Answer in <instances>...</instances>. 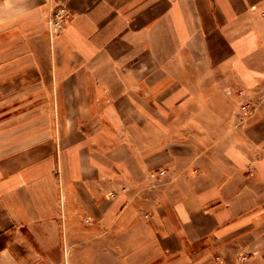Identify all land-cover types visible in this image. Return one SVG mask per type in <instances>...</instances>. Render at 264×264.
Masks as SVG:
<instances>
[{"label":"crops","instance_id":"crops-1","mask_svg":"<svg viewBox=\"0 0 264 264\" xmlns=\"http://www.w3.org/2000/svg\"><path fill=\"white\" fill-rule=\"evenodd\" d=\"M58 3L72 18L56 34ZM18 6L0 27V252L15 264H264V110L242 127L224 92L264 89V0ZM17 77L25 95L54 89L47 107L17 116ZM191 151L197 175L146 193L148 170L182 168L176 154Z\"/></svg>","mask_w":264,"mask_h":264},{"label":"rangeland","instance_id":"rangeland-1","mask_svg":"<svg viewBox=\"0 0 264 264\" xmlns=\"http://www.w3.org/2000/svg\"><path fill=\"white\" fill-rule=\"evenodd\" d=\"M57 6H65L70 13V19L66 22L64 25V28L67 26L69 21L72 18V13L70 9L63 3H58ZM51 22V20H50ZM36 72V76L38 75V70L33 69V71ZM46 79L49 81V75H45ZM22 78L17 77V86L15 89L16 92V98H17V103L16 106L12 109L16 111L17 116L18 115H23L27 114L29 112H34L35 110L39 109L40 107H47L45 103L50 102L52 100V97L54 96V89L48 88H31L27 89L26 93L27 95L24 94L25 90L22 87ZM37 78L33 77V84L37 82ZM47 81V82H48ZM48 84V83H47ZM226 94L229 96H232L233 99L235 100V106L238 109V114L240 116V124L242 127H245L247 124H249L259 112L264 110V89H251L245 85H238L236 88H226L224 91ZM25 100V101H24ZM246 104H252L248 109H244V106ZM7 106H5V112L7 110ZM48 108H55V105H49ZM11 109V108H10ZM1 123V122H0ZM105 140V138H101V141ZM113 141V139H112ZM8 153L1 154V156H7ZM178 162L177 163L180 167H165V168H156L152 170H148L146 173V178L144 179V184L145 186V191L146 193L152 192L153 190L158 189L159 187H163L167 184L169 181V177H174L173 179L177 177H189V176H194L197 175L198 173V166L196 165L197 160H194L196 157L199 155L196 152H180L178 154ZM191 161L192 166H197V167H191L189 168H184L183 164H189ZM186 162V163H184ZM162 171H165L163 174ZM121 191H127V186L122 187ZM115 192V191H114ZM111 193V192H110ZM151 196V194H150ZM142 209H147V208H142ZM242 255V254H241ZM242 257V256H241Z\"/></svg>","mask_w":264,"mask_h":264},{"label":"clouds","instance_id":"clouds-1","mask_svg":"<svg viewBox=\"0 0 264 264\" xmlns=\"http://www.w3.org/2000/svg\"><path fill=\"white\" fill-rule=\"evenodd\" d=\"M18 4L19 0H0V27L9 23L10 18L21 11ZM0 257L5 258L8 264H15L8 249L0 252ZM0 264H4V262L0 261Z\"/></svg>","mask_w":264,"mask_h":264},{"label":"built area","instance_id":"built-area-1","mask_svg":"<svg viewBox=\"0 0 264 264\" xmlns=\"http://www.w3.org/2000/svg\"><path fill=\"white\" fill-rule=\"evenodd\" d=\"M70 19V13L69 10L65 6H57L54 10L53 16L51 18V28L54 33L58 34L63 31L64 25L66 22ZM252 104H246L244 106V109H248ZM164 174L165 171H162ZM115 193H112V196H114Z\"/></svg>","mask_w":264,"mask_h":264}]
</instances>
